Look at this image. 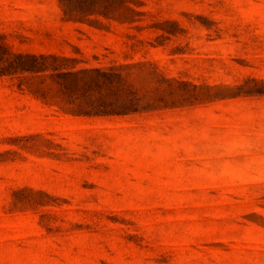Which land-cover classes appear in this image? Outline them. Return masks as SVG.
<instances>
[{"label":"rangeland","instance_id":"rangeland-1","mask_svg":"<svg viewBox=\"0 0 264 264\" xmlns=\"http://www.w3.org/2000/svg\"><path fill=\"white\" fill-rule=\"evenodd\" d=\"M0 264H264V0H0Z\"/></svg>","mask_w":264,"mask_h":264}]
</instances>
